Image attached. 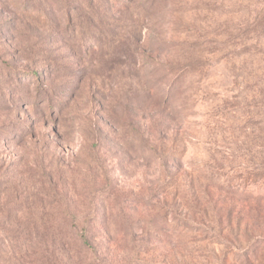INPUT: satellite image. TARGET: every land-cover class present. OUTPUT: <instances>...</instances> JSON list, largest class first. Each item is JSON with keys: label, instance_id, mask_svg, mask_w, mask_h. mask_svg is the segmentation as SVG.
Segmentation results:
<instances>
[{"label": "rangeland", "instance_id": "obj_1", "mask_svg": "<svg viewBox=\"0 0 264 264\" xmlns=\"http://www.w3.org/2000/svg\"><path fill=\"white\" fill-rule=\"evenodd\" d=\"M259 102L264 0H0V264H241L263 236ZM171 150L170 192H207L232 233L156 234Z\"/></svg>", "mask_w": 264, "mask_h": 264}, {"label": "trees", "instance_id": "obj_2", "mask_svg": "<svg viewBox=\"0 0 264 264\" xmlns=\"http://www.w3.org/2000/svg\"><path fill=\"white\" fill-rule=\"evenodd\" d=\"M169 98H172V93H169ZM260 104L262 106L260 111L261 113L264 114V102ZM174 156H175L174 151L172 150L170 152H166V151L162 152L161 154V159L163 161V163L161 164L162 168H160V177L155 185V197L157 198L162 197L166 206H169L167 200L170 198L171 194L173 195V199H175V203L170 207L173 209V211H170V213L174 214V216L171 218V220L169 219L170 221L168 219L167 221H165L167 224L166 226H164L165 223L159 218V216L158 217L156 216L155 218V231L157 232L156 234H159V236L160 234H163L165 236H170L171 233H173L176 239L182 235V231H186V230L191 232L207 233L210 231V228H208L206 223L208 222L207 217L209 216L214 224L217 222L219 223L220 226L223 223H225L223 227L221 226L219 229L221 231L220 235H223L222 231L225 228L228 229L230 233H232V231L235 228L233 225L234 215H230L229 213H227V216L224 217L221 214L222 213L221 211H215L211 214L209 211H205V208L201 207L205 205L203 199L206 197L205 194H207V192H204L202 196L196 194L194 190L192 191L190 190V188L182 192L179 189H176L174 193L170 192L171 191L170 189L176 184L178 169L176 166L174 169L168 166L166 163V159L169 157L175 158ZM253 183L255 184V181ZM239 188H243V190L246 191L248 187L245 188L244 185H240ZM239 188L236 189L238 190L237 193L242 195L243 192L245 191H240ZM246 192H251V191L248 190ZM176 199H180V202H178ZM184 209L188 211H182ZM67 212L69 213L70 218L72 219L76 218V215L74 213H71L69 211ZM105 218L106 216L104 214L98 217L89 215L86 220L87 221L94 220L95 222L98 221L101 223H105L106 222ZM244 218L245 216L242 215V211L238 212L237 219L244 220ZM211 221L208 222L209 225L212 224ZM213 228H215L214 225ZM261 229L263 230L260 231ZM170 230H172V232ZM257 230H259V233L261 232L263 236L255 235V237L253 236L254 238L249 240V247H247L244 251L240 252L241 257L239 258V260H241V264H264V254L258 253L259 252L258 250L264 248V227H257ZM167 231H169V233ZM79 238L84 246L88 247L89 249H93V246L89 241L88 232H86V230L85 232L83 231L80 233ZM176 242L179 244L182 243V241H176ZM237 254L239 255V253Z\"/></svg>", "mask_w": 264, "mask_h": 264}]
</instances>
